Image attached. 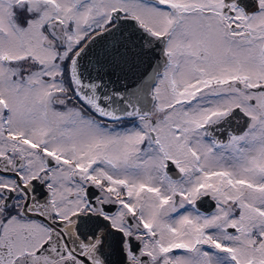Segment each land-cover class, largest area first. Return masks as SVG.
<instances>
[{"label": "snow or ice", "instance_id": "snow-or-ice-1", "mask_svg": "<svg viewBox=\"0 0 264 264\" xmlns=\"http://www.w3.org/2000/svg\"><path fill=\"white\" fill-rule=\"evenodd\" d=\"M0 264H264V0H0Z\"/></svg>", "mask_w": 264, "mask_h": 264}]
</instances>
